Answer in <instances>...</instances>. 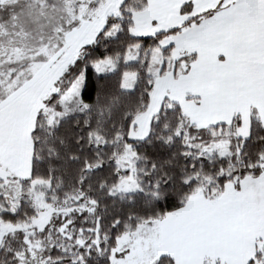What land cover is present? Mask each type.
<instances>
[{"label": "snow or ice", "instance_id": "6c2138e0", "mask_svg": "<svg viewBox=\"0 0 264 264\" xmlns=\"http://www.w3.org/2000/svg\"><path fill=\"white\" fill-rule=\"evenodd\" d=\"M0 264H264V0H0Z\"/></svg>", "mask_w": 264, "mask_h": 264}]
</instances>
